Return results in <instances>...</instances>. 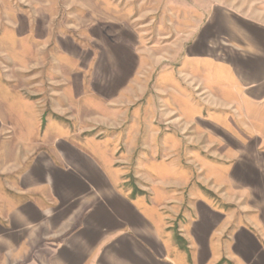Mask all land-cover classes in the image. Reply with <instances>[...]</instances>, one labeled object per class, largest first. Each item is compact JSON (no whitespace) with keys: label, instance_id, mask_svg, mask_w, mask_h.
Here are the masks:
<instances>
[{"label":"rangeland","instance_id":"obj_1","mask_svg":"<svg viewBox=\"0 0 264 264\" xmlns=\"http://www.w3.org/2000/svg\"><path fill=\"white\" fill-rule=\"evenodd\" d=\"M216 11L264 22V0H0V264L83 262L92 204L81 196L56 214L42 167L104 172L186 251L200 194L235 225L254 219L210 127L234 125L246 143L264 136V106L221 99L225 73L192 57L203 37L214 47L202 56L221 50ZM67 190L64 203L82 191Z\"/></svg>","mask_w":264,"mask_h":264},{"label":"crops","instance_id":"obj_2","mask_svg":"<svg viewBox=\"0 0 264 264\" xmlns=\"http://www.w3.org/2000/svg\"><path fill=\"white\" fill-rule=\"evenodd\" d=\"M210 30L224 35L225 41L220 43L217 56H202L203 50H213L210 40L203 37L195 45L197 54L192 57L195 63L202 59L197 65L201 72H207L203 69L205 63H214L217 66L213 68L225 73L221 99L264 106V22L216 11ZM220 57L224 60H218ZM218 71L215 75L204 74L216 79ZM247 114L260 116L255 112ZM210 128L211 132L218 128L224 133L217 131L216 136L226 147L228 163H232L227 180L241 201L248 197L251 211L241 212H254L255 217L235 225L233 212L213 206L200 194L193 217L181 235L188 251L176 244L162 216H147L144 211L149 209L123 197L104 172L71 176L61 169L52 177L48 167L41 168L50 189L61 201L56 214L81 196L86 195L85 202L92 204L83 221L82 264H264V136L257 134L245 143L236 136L234 129H238L234 125L214 124ZM71 188L82 191L64 203L60 198ZM71 246L69 243L66 250ZM72 258H79L78 253Z\"/></svg>","mask_w":264,"mask_h":264}]
</instances>
